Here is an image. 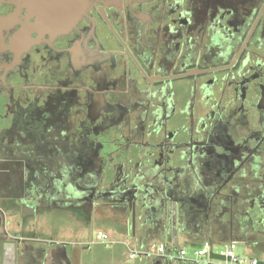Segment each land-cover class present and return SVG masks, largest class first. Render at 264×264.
Here are the masks:
<instances>
[{"label":"flooded vegetation","instance_id":"1","mask_svg":"<svg viewBox=\"0 0 264 264\" xmlns=\"http://www.w3.org/2000/svg\"><path fill=\"white\" fill-rule=\"evenodd\" d=\"M17 130L22 153L0 149L17 198L43 159L123 172L132 155L140 174L170 160L187 176L184 207L212 176L263 192L264 0H0V142ZM31 244L6 231L0 264H50Z\"/></svg>","mask_w":264,"mask_h":264},{"label":"crops","instance_id":"2","mask_svg":"<svg viewBox=\"0 0 264 264\" xmlns=\"http://www.w3.org/2000/svg\"><path fill=\"white\" fill-rule=\"evenodd\" d=\"M10 134L6 131L5 135L1 136ZM16 135L20 136L18 130L16 134L5 137L0 142V149L11 145L17 154L18 148L14 146L16 144L9 142H13ZM11 137L13 140H9ZM136 152L137 149H134L133 153ZM131 159V165L137 162L135 155H132ZM93 164L89 166L88 171L83 172L79 165H76L74 170L73 166L65 162L51 163L43 159L41 175L37 177L40 183H36V190L31 192L29 198H17L15 193L6 188L8 185L1 186L0 236H4L7 231L10 236H16L30 244L34 243L29 245L31 250H39L42 257H48L50 264H67L76 250H79L81 255V264H157L164 260L145 253L135 259L131 258L132 250L145 251L153 241L165 242L174 248L189 247L195 250L207 243L222 249L225 244L234 242L243 256L264 264V212H259L258 216L252 213L264 202V191L254 192V186L250 185L245 214L241 220H236L233 235L221 217L208 238L204 236L202 219L191 210L201 208L204 195H187L189 202L184 207L187 217L185 215L180 225L184 231L173 238L159 230V218L151 208L147 210L148 213H140L134 225L131 215L128 218L125 210L115 207L112 203L120 197V191L124 189L123 172L120 168L115 169L116 164L110 162L103 167ZM56 169L62 173L66 172L65 180L70 187L62 190L55 187L56 177L49 175V172ZM262 173L264 174L263 168ZM144 180L140 183L149 184V178ZM97 183L99 188L96 187ZM129 184L131 186V182ZM218 214H222V210H219ZM99 232L108 234L117 243H96L91 248L88 247L87 243Z\"/></svg>","mask_w":264,"mask_h":264},{"label":"water","instance_id":"3","mask_svg":"<svg viewBox=\"0 0 264 264\" xmlns=\"http://www.w3.org/2000/svg\"><path fill=\"white\" fill-rule=\"evenodd\" d=\"M129 150L132 151L133 148L129 147ZM17 153L21 154L22 151L18 149ZM130 163L131 162L129 161V164L125 165V168L123 169L124 189L120 191L122 192L119 194L120 197L112 203H114L116 207L125 210L128 218L131 215L134 225L138 215H140V213L145 214V212L151 208L154 214L159 218V230H161L166 236L172 235L173 238L177 237L179 232L182 233L184 231L180 228V225L183 223L185 215L187 217V210L184 208L183 201H181L180 198L175 199L174 195L177 193L180 194L186 189L188 186V180L186 179L188 177H184L183 174L181 175L177 173L176 170L173 169L170 160L162 170L153 173L145 171L143 174H140L135 165H131ZM105 164L107 165V162H105ZM224 165L225 170H229L233 167V161H225ZM116 167L117 166L114 165L115 169ZM224 176L225 175L222 174L219 175L220 179L222 177L224 178ZM212 177L203 181V183L198 182L200 185L202 184L211 190L206 192L204 198H202L203 204L201 205V208H192L191 210L193 213H196L198 218L202 219L201 221L202 226H204L203 232L205 237H211L212 231L216 228V224L219 223L221 217L225 226H228L231 229L233 235L236 220H241L245 214L244 209L250 188L242 186L238 187V183L244 182V179L242 180L235 175L229 179H225L223 185H219V179ZM147 178L150 179L147 180L149 184L140 183ZM27 179L29 181V178ZM130 182L131 186L129 184ZM19 197L29 198L31 197V192H27V190L25 191L23 187ZM219 210H222V214L220 215L218 214ZM259 212H264V202L261 203L260 208L257 207L252 213L258 216ZM225 216L228 218H225ZM210 257L213 260L230 261V258H225V256L216 254L213 251L210 252ZM157 264L207 263H185L178 260H164L159 261Z\"/></svg>","mask_w":264,"mask_h":264},{"label":"built area","instance_id":"4","mask_svg":"<svg viewBox=\"0 0 264 264\" xmlns=\"http://www.w3.org/2000/svg\"><path fill=\"white\" fill-rule=\"evenodd\" d=\"M96 243H101V244H115L117 243L116 241L112 240L111 237L104 233V232H99L95 236ZM214 245L207 243L205 246H203L200 249H197L194 251V259L190 258L188 256V253L185 249L183 248H174L168 246L167 243L165 242H159V241H153L151 242L147 250L141 251V250H132L131 251V258L135 259L141 253H145L149 256H155L158 258H163L165 260H178L182 261L185 263H211L215 262L218 264H261L259 260L256 259H248L247 257H244L242 255L236 254V244L234 242L227 243L223 246V248L219 252H215ZM213 251L216 254H220L225 256V258H230V261H218V260H213L210 257V252Z\"/></svg>","mask_w":264,"mask_h":264},{"label":"rangeland","instance_id":"5","mask_svg":"<svg viewBox=\"0 0 264 264\" xmlns=\"http://www.w3.org/2000/svg\"><path fill=\"white\" fill-rule=\"evenodd\" d=\"M213 248H214L215 252H219L220 249H221V248H218V247H213ZM183 249H185V250L187 251L188 256H189L190 258L194 257V251H195V249H191V248H189V247H185V248H183ZM235 252H236V254H239V255H242V256H243V254L239 252L237 246H236V250H235ZM244 257H245V256H244Z\"/></svg>","mask_w":264,"mask_h":264}]
</instances>
